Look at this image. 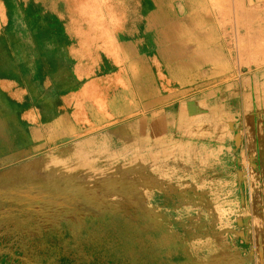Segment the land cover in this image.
Listing matches in <instances>:
<instances>
[{
    "label": "rangeland",
    "instance_id": "rangeland-1",
    "mask_svg": "<svg viewBox=\"0 0 264 264\" xmlns=\"http://www.w3.org/2000/svg\"><path fill=\"white\" fill-rule=\"evenodd\" d=\"M126 154L146 211L69 173L49 198L52 166ZM230 256L264 264V0H0V264Z\"/></svg>",
    "mask_w": 264,
    "mask_h": 264
},
{
    "label": "bare ground",
    "instance_id": "bare-ground-1",
    "mask_svg": "<svg viewBox=\"0 0 264 264\" xmlns=\"http://www.w3.org/2000/svg\"><path fill=\"white\" fill-rule=\"evenodd\" d=\"M165 16V15H164ZM168 19V18H167ZM170 20V25H172V28H174L173 30H175L176 32L175 33H178L180 35H182L183 38H185V35L186 32L183 31L184 28H182V26L180 25V23H178L177 21H175L174 19H168V21ZM168 24V23H167ZM185 40V39H184ZM182 44L185 45V42L182 41ZM221 47V46H220ZM219 49V48H218ZM223 51V50H222ZM61 62V61H60ZM64 62V61H63ZM40 63V62H39ZM163 63V62H162ZM67 64V63H66ZM32 65V63H31ZM36 65V64H35ZM39 65V64H38ZM61 65V63H60ZM59 65V66H60ZM32 67V66H30ZM34 68V67H33ZM38 68V67H37ZM64 69V67H63ZM68 70V69H67ZM35 71V70H34ZM69 71V70H68ZM40 72V71H39ZM66 72V71H65ZM175 72H178V70H176ZM174 72V73H175ZM34 73V72H33ZM62 73V71H61ZM36 74V72H35ZM63 74V73H62ZM43 75V74H42ZM45 75V74H44ZM64 75V74H63ZM65 77V76H64ZM138 75L135 76V79L137 80L138 78ZM49 80V79H48ZM47 80V81H48ZM63 80V79H62ZM66 80V79H65ZM42 81V80H41ZM46 81V80H45ZM137 82V81H136ZM43 83V82H42ZM45 84V83H44ZM56 85V84H55ZM48 86V85H47ZM44 92V91H43ZM2 108V107H1ZM9 120V119H8ZM115 126V124H114ZM15 134V133H14ZM93 138H89V139H84L83 140V143L82 145H84L85 147H88V148H92V146H88L90 145L91 141H94L92 140ZM91 140V141H90ZM82 148V147H81ZM89 151V150H88ZM84 154V153H83ZM132 154V153H131ZM130 155V154H126L125 156V159L122 160L121 162H124V164H122L121 162L118 161V167L115 168L114 165H113V161L111 159H96V163L98 164H103L104 162L107 164V171L105 172H99V171H93L95 170V164L94 166L92 165L93 163L90 161H85V162H82L83 160V157L80 155L79 158H77V163L72 165V166H67V165H64V166H52L55 168V171H53V173L51 174V176L49 177L48 176V181H50L49 183V188L48 190L49 191V198L50 199H54L55 197L57 196H66L65 195V191L62 187H60L59 185H57L58 187L56 188L55 185H51L52 183L57 182V184L59 183H63L61 182L62 180H66L68 177L66 173H69L68 175H71V177H73L74 179H71L72 182L78 187H73L72 186V190L73 192H71V194L73 196H75L76 198H79V196H82V198L84 196H86L87 194H91L94 195V188L93 185L92 186V189H90V187L88 185H91L89 184V180L90 178L92 179H100L102 181H105V183L103 186L105 189V191H99V190H95V191H98L99 194H105V195H115V193L113 194L112 192H118L120 193L122 196H135L138 197V203H132L130 198L127 197L123 200V206L120 208V209H125L127 207V209H131L132 212L133 211H136V210H139V211H146V209H148V203L146 202V199H145V195L143 193H138V192H133V193H130L128 190L129 189V183L128 181L125 180L126 177H130V178H134V179H137L139 177L141 178H144L143 176V173H141V171H134V170H131V166L129 164V162L127 161V156ZM120 163V164H119ZM54 165V164H53ZM128 168H129V171H128ZM103 169H101L100 171H102ZM93 171V172H92ZM102 175H107V176H102ZM111 179L113 180L114 182L113 183H110L108 182V180ZM83 180H85V184L83 183ZM52 182V183H51ZM85 185V186H84ZM80 186V187H79ZM85 187H89L88 190H85L83 189ZM114 187V191H112V189H109V188H112ZM152 186L149 185L148 188H151ZM77 188V189H76ZM81 188V189H79ZM118 188V189H117ZM41 190H42V187H40L39 185H30L29 187H27L26 189H22L20 190V192L23 193V196L25 197V200L22 202V201H19L17 203L19 204H23L28 198H29V195L32 194L34 195L32 197L33 200H40V194H41ZM52 190V191H51ZM74 190H77V191H74ZM67 192V191H66ZM129 192V193H128ZM147 192L148 193H151L153 192V190L151 189H147ZM7 198V197H6ZM31 198V197H30ZM71 203L67 204V203H62V204H56V205H53V210H56L57 207L61 209V211L65 210V209H69L68 208H65L66 206L65 205H70ZM89 208H87V206L83 205L82 206V209L81 210H88ZM35 210H41L40 207L36 206V209ZM74 210H71V212H73ZM131 212V211H130ZM96 215V214H95ZM88 216H93V215H88ZM232 249V248H231ZM230 249V250H231ZM234 249V248H233ZM233 251V250H231ZM236 251V250H235ZM226 253V252H224ZM232 258H234L232 256ZM228 257V259H221V258H218L220 259L218 261V259H215L217 261H214L213 264H235V262L233 261V259ZM226 260V261H224Z\"/></svg>",
    "mask_w": 264,
    "mask_h": 264
},
{
    "label": "crops",
    "instance_id": "crops-1",
    "mask_svg": "<svg viewBox=\"0 0 264 264\" xmlns=\"http://www.w3.org/2000/svg\"><path fill=\"white\" fill-rule=\"evenodd\" d=\"M161 74H164L163 72H161Z\"/></svg>",
    "mask_w": 264,
    "mask_h": 264
}]
</instances>
